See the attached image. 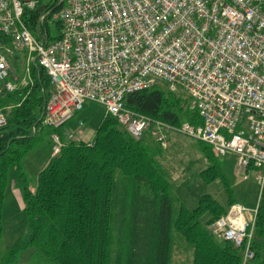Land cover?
I'll return each mask as SVG.
<instances>
[{
  "label": "built area",
  "instance_id": "built-area-1",
  "mask_svg": "<svg viewBox=\"0 0 264 264\" xmlns=\"http://www.w3.org/2000/svg\"><path fill=\"white\" fill-rule=\"evenodd\" d=\"M58 3L59 9L52 8ZM263 0H53L39 17L60 22L62 33L36 35L24 21L40 0H0V94L33 85L32 66L51 79L45 123L63 129L87 102L103 105L136 141L146 135L162 147L172 134L210 146L218 158L234 155L264 186ZM27 51L24 76L15 61ZM164 82L184 91L203 124L174 126L125 107V98ZM7 125L0 110V129ZM67 140H74L67 134ZM54 154L64 146L51 135ZM70 142V141H68ZM245 178L247 175L244 176ZM258 208L239 204L212 224L213 233L244 248L250 264Z\"/></svg>",
  "mask_w": 264,
  "mask_h": 264
},
{
  "label": "trees",
  "instance_id": "trees-1",
  "mask_svg": "<svg viewBox=\"0 0 264 264\" xmlns=\"http://www.w3.org/2000/svg\"><path fill=\"white\" fill-rule=\"evenodd\" d=\"M50 1L40 0L36 10L25 13L34 35L50 30L48 21L39 22ZM54 25L57 40L63 27L60 22ZM20 61L17 58L15 65ZM31 71L33 85L0 94V110L7 118L0 129V241L11 167L25 182L27 217L21 239L10 249H0V264H242L244 248L212 231V224L238 203L230 196L224 206L204 195L197 209H189L176 194L167 150L150 135L134 140L111 115L101 123L93 144L65 143L34 184L24 172L27 155L54 132L63 135L48 126L43 115L51 79L36 65ZM125 107L174 126L203 124L190 108L189 95L171 91L164 82L128 95ZM199 144L208 165L207 182L226 184L221 158L207 144ZM206 213L211 218L203 223ZM251 248L255 257L250 264H264V186Z\"/></svg>",
  "mask_w": 264,
  "mask_h": 264
},
{
  "label": "rangeland",
  "instance_id": "rangeland-1",
  "mask_svg": "<svg viewBox=\"0 0 264 264\" xmlns=\"http://www.w3.org/2000/svg\"><path fill=\"white\" fill-rule=\"evenodd\" d=\"M47 23L53 38L56 35L55 25L49 21ZM27 54V51L22 52L19 57L25 61ZM24 61H20L15 66L17 75L21 78L24 76ZM107 116V109L103 105L87 102L84 109L64 127L66 134L74 136V140L68 141L94 142L97 130ZM163 148L167 150L166 166L170 170L176 194L189 209H197L202 197L211 195L224 206L229 204L231 196L236 203L250 213L257 210L262 184L254 171L247 173L239 167L236 156L229 155L221 158L220 166L227 183L221 181L209 183L204 177L208 165L202 156L199 141L175 133L170 136V145ZM51 153H53L52 144L50 139L45 138L27 155L24 161V172L34 184L37 183L39 174L45 168L47 161L53 157ZM245 175H247L246 178ZM7 177L3 201L4 230L0 241L1 250L14 246L23 236L27 226L24 200L25 182L14 167L9 168ZM210 218V214L206 213L201 220L206 223Z\"/></svg>",
  "mask_w": 264,
  "mask_h": 264
},
{
  "label": "crops",
  "instance_id": "crops-1",
  "mask_svg": "<svg viewBox=\"0 0 264 264\" xmlns=\"http://www.w3.org/2000/svg\"><path fill=\"white\" fill-rule=\"evenodd\" d=\"M76 115H77V114H76ZM70 121H71V120H70ZM70 121H69V122H70ZM69 122H68V123H69ZM68 123H67V124H68ZM67 124H66V125H67ZM66 125H65V126H66ZM65 126H64V127H65ZM64 127H63V129H61V130H62V135H63V138H62V137H61V138H62V140H63L64 143H67V142H68V140H67V138H66V137H67V134H66V132L64 131ZM59 135H60V134H59ZM48 139H50V142H51V144H52V151H53V142H52V140H51V136H50V138H48ZM93 143H94V142H88V144H90V145L93 144ZM51 154L53 155V157L50 158V159L47 161V163L45 164V168L48 166V164L51 162V160L56 156V154H54V152L51 153ZM45 168H44V169H45ZM44 169H43V170H44ZM43 170H42V171H43ZM42 171H41V172H42ZM41 172H40V173H41ZM31 190L34 191V188L32 187ZM221 204H222V203H221ZM222 205H223V204H222Z\"/></svg>",
  "mask_w": 264,
  "mask_h": 264
},
{
  "label": "water",
  "instance_id": "water-1",
  "mask_svg": "<svg viewBox=\"0 0 264 264\" xmlns=\"http://www.w3.org/2000/svg\"><path fill=\"white\" fill-rule=\"evenodd\" d=\"M57 157H59V154H57V155L55 156V158H57Z\"/></svg>",
  "mask_w": 264,
  "mask_h": 264
}]
</instances>
